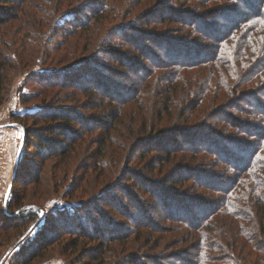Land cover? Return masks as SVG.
Segmentation results:
<instances>
[{
  "label": "trees",
  "instance_id": "obj_1",
  "mask_svg": "<svg viewBox=\"0 0 264 264\" xmlns=\"http://www.w3.org/2000/svg\"><path fill=\"white\" fill-rule=\"evenodd\" d=\"M173 1L0 0V106L8 74L16 69L50 60L52 66L42 72L55 77L48 87L58 89L32 113L11 116L23 130L24 155L36 153L38 161L28 181L11 189L1 205L0 228L6 223L23 233L20 239L37 226L40 218L32 209L45 210L47 199L34 197L45 195L44 188L67 199L61 213L43 210L54 215L49 221L60 218V231L44 235L50 229L46 218L42 246L20 253L16 264L42 258L58 241L76 258L74 264H264L263 124L250 125L247 140L214 145L215 162L225 168L218 176L202 173L203 161L194 163L210 142L201 118L244 94L240 85H256L242 99L264 110L257 99L264 94V0H239L247 11L235 12L237 21L229 19V28L214 21L229 12L230 0H194L185 20L197 27L189 40L202 44L192 47L200 52L193 54L196 62L189 53L180 58L173 52L178 46L188 49L175 35L186 27L171 31L172 38L166 35L169 27H157L180 21L169 12ZM201 20L213 21L215 28L197 25ZM53 34L57 40L46 49ZM156 45H165L168 60L179 61L153 56ZM199 66L207 68L206 76L178 81ZM160 72L172 77L162 81ZM29 101L22 97V104ZM228 123L239 125L233 116ZM177 137L183 142H175ZM177 155L186 163L179 164ZM48 160L49 182L43 178ZM21 164L16 161L14 180ZM193 184L207 188L206 195L192 191ZM147 201L170 205L172 213L164 218L178 225L160 227L145 213ZM180 244L187 252L139 256L142 250L164 253Z\"/></svg>",
  "mask_w": 264,
  "mask_h": 264
},
{
  "label": "rangeland",
  "instance_id": "obj_2",
  "mask_svg": "<svg viewBox=\"0 0 264 264\" xmlns=\"http://www.w3.org/2000/svg\"><path fill=\"white\" fill-rule=\"evenodd\" d=\"M182 1L183 0H179V1L174 0L172 2L173 6L170 7L169 9V12H172L173 14H177L179 16L178 18L180 21H182V23L180 21H176V22L174 21L173 24L163 23L157 27L160 29H163L164 27H169L168 31H166L167 33L166 35H168V38L173 37L170 34L171 31L175 32L176 30H181V27L178 26L186 27L187 30L185 32L176 31L177 34L175 35L179 38L180 37L183 38L184 42L189 43V44L186 43L188 49H185L186 47L184 49H181V47L178 46L176 47L175 51L173 50V52L177 55V57L180 58L183 57V54L189 53V56H191L193 58V61L196 62L195 60L196 58L193 54L200 52H192V47L195 45L202 46V44L201 43L198 44V42L189 40L190 37H194V34H196L197 27L191 26L190 20L187 21L185 20L186 17L190 18L192 16L191 11L189 9L194 7L195 3L194 0H187L184 2ZM229 4L231 5L230 6L231 8H229L228 10L229 12H227V14L225 13L223 15L215 17L216 21H214V23H219V27L227 26L226 28H229V25L231 24L229 22V19H233L232 23L237 21L236 19L237 14H235V12L244 14V12L242 11H247L245 5L239 0H230L228 5ZM140 8L141 6L139 7V9ZM249 14L251 15V12H249ZM184 20H185V24L183 23ZM202 23L204 24V26L208 27L210 31L215 28L213 21L203 22V20H201L200 23H198L197 25H200ZM231 26L232 25H230V27ZM188 29L190 30V32H188L189 34L187 33ZM202 33L208 36L211 35L210 33L207 32V30L203 31V29H202ZM17 38H21V37H17ZM48 40L47 41L49 42V44L44 46L46 47V49L53 47V42L57 40V37L55 34H53L52 36H49ZM179 41L182 42V40ZM160 42L162 44L164 43L163 41ZM208 45L209 46L213 45L211 40L210 42H208ZM151 52H153V56L160 57L165 61L170 62L171 60H173L170 62L172 64L179 61V60L176 61L174 57H172L174 53H172L171 56H169L172 57V59L168 60V57H166L168 51L165 45H156L155 47H152ZM49 64H50V60L46 61L44 64L47 67L37 63L35 64V66L31 68L24 69L23 71L16 69L15 71H11L8 74L9 81L7 83L5 99L0 106V207L4 206V204H6V202L9 200L10 198L9 193L11 189L12 190L14 188L16 189L18 186H20V183H22L24 180L26 182L28 181L29 177L32 174L33 169L37 164L38 159L35 158L36 153L24 155L25 149H22L23 148L22 143L24 140L23 130L19 125H17L11 119V116L16 114L23 115L26 112L32 113L33 111L37 110L36 106H38L40 100L46 98L48 99L49 97L53 96L52 94L58 92V89L55 86L52 88L48 87L49 86L48 83H50L48 81L54 83L52 79H55V77L54 78L50 77V74L44 71L42 72V69L52 66ZM200 67L201 66L188 70V72L185 73L184 77H182V79H178V81L181 80L183 82L184 81L193 82L195 79L206 76L208 74L207 68L206 67L200 68ZM160 73L161 74L159 75V78L162 81H163V77L164 78L172 77L171 72H167V73L160 72ZM43 77L46 80H44ZM207 78H209V76H207ZM255 86L256 85H250V84L240 85L239 90L246 92L249 89L254 88ZM245 92L244 94L243 93L239 94L238 97L234 95L231 96V98L222 102L221 105H220L221 100L218 99L216 104L217 106L220 105L219 107H217V110L220 112L217 113L216 110L214 113L204 115L205 117L201 118L205 122V126H206L205 127L206 133L204 134V136L210 139V142L208 143L209 144L208 148L205 150L203 149L204 148L203 147L202 148L203 150H201L202 153L199 154V156L194 161V163L197 162V160L203 161L202 162L203 164L201 165L202 173H211V174H216L218 176L221 173V171L225 169L222 166H219V164L215 162L216 159L214 157L218 155L217 150L215 151V148L223 145L224 148H226L225 145L230 146V143L228 142L231 143L235 142L236 138L238 140L239 139L247 140V137L250 136V133L247 132V129L248 130L250 129L249 128L250 125L256 126V128L258 129H260L262 124L264 127L263 108L262 107L261 109L257 108L256 106L253 105L252 101L247 98L246 100L245 99L243 100L242 99L244 98L243 95H246ZM25 96H28V99H30V101L28 103L22 104V97ZM257 99H261L262 102H264V94L257 97ZM232 116L238 120V124H239L238 127H235L228 123L232 118ZM173 140L178 144L183 142L180 137L174 138ZM215 144H218V146H214ZM185 147L187 146L185 145ZM18 152H19V156L17 160L19 159L22 160V164L20 166V171L17 173V176L15 177L14 180L13 176L15 175L17 170L16 157ZM181 154L185 155L186 152ZM175 158L176 161L179 160L180 162L179 164L186 163L183 162L184 159H182L181 155H177ZM46 163L47 164H45L44 167L43 178H45L47 182H49V177L51 176V166L53 165V163L52 160H48ZM190 163L193 164L192 161H190ZM19 174L20 176H18ZM18 181L20 182L18 183ZM12 183H13V187H12ZM200 184L203 183H199V185ZM24 185H26V183ZM199 185L198 187H196V185L193 184L191 185L190 189H192V191L194 192L197 191L198 193L201 192L202 195L205 194V192H207L205 191V189L207 188L204 187L205 189L202 190L203 187L199 188L201 186ZM54 189L55 188H53L52 190H50V192H48L47 188H44L43 191L46 193L45 195H42V193H38L34 197V200H37V198H39L41 201L47 199L44 202L45 204H43L44 207L46 208L45 210L43 209L45 213L47 211L58 213L60 212L58 210L60 207L64 208V206H66L65 204L67 199L65 198V196H63V193L60 192L59 190L57 193H55ZM190 189H188V192ZM214 196L217 199L219 198V196L216 195V192ZM144 208H146L145 213L147 214V216L151 217L152 220L154 219L160 227L163 226L167 228L177 224V223L175 224V222H167L166 219L164 218L165 214L172 213V212H168L170 205L167 207L166 205L159 204L158 201H147V204L146 202L144 204ZM43 210H38L37 208L32 209V211L35 212L37 216L40 218L39 221L40 223L37 226H34L31 230H29V232L25 234L23 238L18 239L19 234H17L16 232L19 233V231L9 229L6 223L3 225L2 230L0 228V256H1L0 264H16L15 263L16 257H18L20 253H23L24 251L29 253L30 250L34 251L40 248L42 244L38 242L40 235L39 233L44 221H46V218L50 223V229L48 228L47 230H45L43 232L44 235H47V237H52L53 231L55 230L60 231L59 222H58V219L60 218L58 219L53 218L51 221H49V217L52 218V216L54 215H52L51 213L43 215ZM3 211H7V210L3 209ZM55 216L58 217L59 214L58 215L56 214ZM170 223L173 224L170 225ZM161 233L163 234V231H161L160 234ZM170 235L171 237L174 236L173 234ZM165 249L163 251H165ZM179 249H183L185 252H187V248L185 247V245L180 244L178 245V247L169 249L164 253H160L159 249H157L156 251H152L151 249L142 250L139 256L140 257L142 256V258L143 257L147 258L148 256L147 254L156 253V252L158 253V255L165 254L166 256L167 253L171 251H173L176 254ZM42 252H44V256L38 260H33L30 264H74V262L76 261V258L73 259L70 253L66 251V248L63 245V241H58L57 243L53 242L51 245H48L47 248H45L44 251ZM109 256H111V254H109ZM169 259L172 260L173 258H169ZM19 262L20 261H18V263Z\"/></svg>",
  "mask_w": 264,
  "mask_h": 264
},
{
  "label": "water",
  "instance_id": "obj_3",
  "mask_svg": "<svg viewBox=\"0 0 264 264\" xmlns=\"http://www.w3.org/2000/svg\"><path fill=\"white\" fill-rule=\"evenodd\" d=\"M20 149V148H19ZM18 156H19V152L17 153V157H16V160L18 159Z\"/></svg>",
  "mask_w": 264,
  "mask_h": 264
}]
</instances>
